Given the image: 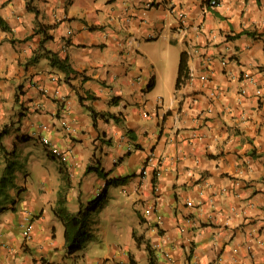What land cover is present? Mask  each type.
Instances as JSON below:
<instances>
[{
    "label": "crops",
    "instance_id": "obj_1",
    "mask_svg": "<svg viewBox=\"0 0 264 264\" xmlns=\"http://www.w3.org/2000/svg\"><path fill=\"white\" fill-rule=\"evenodd\" d=\"M206 1L0 0V264H264V0Z\"/></svg>",
    "mask_w": 264,
    "mask_h": 264
},
{
    "label": "trees",
    "instance_id": "obj_2",
    "mask_svg": "<svg viewBox=\"0 0 264 264\" xmlns=\"http://www.w3.org/2000/svg\"><path fill=\"white\" fill-rule=\"evenodd\" d=\"M48 39V36L43 34L42 38L39 41L36 49L33 50L32 55L29 57L28 62L32 63L40 59L41 57H46L49 59L50 64L53 67L58 68L59 70L65 72L66 74L74 73V69L70 65V62L66 56L60 57L56 52H53L47 49L44 46V42ZM188 78V67L186 62V53L181 52L180 58L178 62L177 76L175 80V86L179 87L181 84L185 82ZM92 117L95 119L98 112L93 110L91 107H88ZM91 167H88L89 170ZM123 179H115L109 181V183L113 182L114 184L119 183ZM106 197L105 187L96 197L94 202L84 209H79L74 213H68L61 210L63 216V224H64V237L66 242V249L68 254H72L78 250H80L86 241L89 239L91 233L89 231V225L92 220V216L98 212L101 208L103 201Z\"/></svg>",
    "mask_w": 264,
    "mask_h": 264
},
{
    "label": "built area",
    "instance_id": "obj_3",
    "mask_svg": "<svg viewBox=\"0 0 264 264\" xmlns=\"http://www.w3.org/2000/svg\"><path fill=\"white\" fill-rule=\"evenodd\" d=\"M216 3H217V0H207L206 4L204 5V9L203 10H206V7L214 5ZM243 76L247 77L248 74L247 73H243ZM42 142L44 143V145L46 146V148L48 149V151L52 155L57 156V157H62L63 156L62 151H60V149H58L47 137H45V136L42 137ZM30 231H31V227H30V225H27L25 230H24V235L25 236H29Z\"/></svg>",
    "mask_w": 264,
    "mask_h": 264
},
{
    "label": "rangeland",
    "instance_id": "obj_4",
    "mask_svg": "<svg viewBox=\"0 0 264 264\" xmlns=\"http://www.w3.org/2000/svg\"><path fill=\"white\" fill-rule=\"evenodd\" d=\"M29 149H30V148H29ZM39 159H40V158H39ZM37 161H38V160H37ZM30 166H31V168H32L33 171H36L37 168H39L40 165L36 164V166H35V165L33 166L32 163H31ZM30 179H31V180H34V179H35V173H33V172L31 173V177H30ZM119 187H120V186L112 187V189H115V188L119 189ZM93 202H94V201H93ZM93 202H91V204H92ZM99 210H101L102 213H103V214L101 215V217H102V216L104 217V213H107V212H108L107 209L103 207V205L101 206V208H100Z\"/></svg>",
    "mask_w": 264,
    "mask_h": 264
}]
</instances>
